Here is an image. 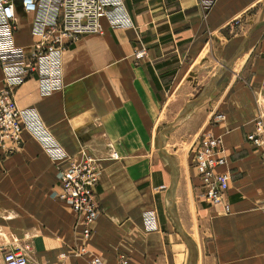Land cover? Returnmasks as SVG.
Masks as SVG:
<instances>
[{
  "label": "crops",
  "instance_id": "1",
  "mask_svg": "<svg viewBox=\"0 0 264 264\" xmlns=\"http://www.w3.org/2000/svg\"><path fill=\"white\" fill-rule=\"evenodd\" d=\"M122 1L102 35L63 53L61 90L42 95L31 77L14 95L70 157L99 161L90 238L59 198L65 163L27 132L19 144L0 138V264L23 247L31 264H264V149L247 141L264 118V0H216L209 11L200 0ZM15 7L14 40L30 53L35 15ZM3 77L0 65V87ZM208 133L223 141L230 213L202 198L192 150Z\"/></svg>",
  "mask_w": 264,
  "mask_h": 264
},
{
  "label": "built area",
  "instance_id": "2",
  "mask_svg": "<svg viewBox=\"0 0 264 264\" xmlns=\"http://www.w3.org/2000/svg\"><path fill=\"white\" fill-rule=\"evenodd\" d=\"M216 0H200L204 11H209ZM19 4L26 14H34L31 35L37 40L33 50L27 53L14 40L16 31V10ZM122 0H0V65L3 71V85L0 87V138L19 144L21 134L27 132L42 147L47 156L57 164L65 163L59 169L58 183L60 200L70 206L76 215V228L81 229L83 240H89L92 228L99 217L97 187L101 170L99 161L82 153L81 159L70 157L43 124L38 112L22 110L15 101V91L31 77L39 83L42 95H50L63 87L62 55L82 36L102 35L101 20L111 17L123 8ZM119 26H131L128 19L117 21ZM145 54H135L136 60ZM223 115L214 117V122L224 121ZM255 131L247 141L264 149V118L255 122ZM192 161L202 186V198L210 206L224 205L231 176L218 173L226 165L225 150L221 137L205 134L192 150ZM117 155L114 154L113 158ZM264 159V152L262 154ZM149 232L158 229L155 213L144 217ZM28 248L7 250L4 264H31ZM85 247L78 255H87ZM90 264H102L99 258H91ZM121 264H128L123 259Z\"/></svg>",
  "mask_w": 264,
  "mask_h": 264
},
{
  "label": "bare ground",
  "instance_id": "3",
  "mask_svg": "<svg viewBox=\"0 0 264 264\" xmlns=\"http://www.w3.org/2000/svg\"><path fill=\"white\" fill-rule=\"evenodd\" d=\"M49 131V130H48Z\"/></svg>",
  "mask_w": 264,
  "mask_h": 264
}]
</instances>
